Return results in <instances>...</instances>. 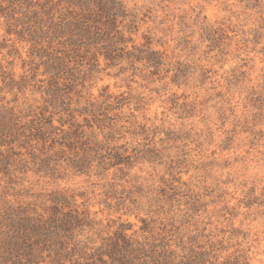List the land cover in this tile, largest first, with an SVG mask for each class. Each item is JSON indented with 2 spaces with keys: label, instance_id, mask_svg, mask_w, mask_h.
<instances>
[{
  "label": "rangeland",
  "instance_id": "rangeland-1",
  "mask_svg": "<svg viewBox=\"0 0 264 264\" xmlns=\"http://www.w3.org/2000/svg\"><path fill=\"white\" fill-rule=\"evenodd\" d=\"M116 1L0 16V218L63 197L88 247L124 227L176 264H264V0Z\"/></svg>",
  "mask_w": 264,
  "mask_h": 264
},
{
  "label": "trees",
  "instance_id": "trees-1",
  "mask_svg": "<svg viewBox=\"0 0 264 264\" xmlns=\"http://www.w3.org/2000/svg\"><path fill=\"white\" fill-rule=\"evenodd\" d=\"M58 1L65 5L74 24L100 19L105 21L104 24H113L122 11V4L116 0ZM24 4L31 6V0H0V16L6 18L8 24L17 21L14 16ZM13 119L11 112H0V135ZM64 206L68 203L61 197L47 216L20 206L3 211L0 218L3 228L0 232V264H38L44 252L51 258V264H65L66 261L71 264H176L166 251L134 246L124 234L126 229L123 226L113 237L104 240L101 247H88L87 243L75 239V229L88 226L90 221L85 220L86 216L81 217L84 213L64 212ZM242 259L240 256L231 257L221 264H249ZM193 264H206V261L198 258V263Z\"/></svg>",
  "mask_w": 264,
  "mask_h": 264
}]
</instances>
